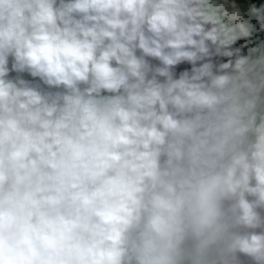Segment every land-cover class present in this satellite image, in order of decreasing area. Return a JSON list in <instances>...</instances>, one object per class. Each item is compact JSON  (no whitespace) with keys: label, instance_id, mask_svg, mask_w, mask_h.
Instances as JSON below:
<instances>
[{"label":"clouds","instance_id":"1","mask_svg":"<svg viewBox=\"0 0 264 264\" xmlns=\"http://www.w3.org/2000/svg\"><path fill=\"white\" fill-rule=\"evenodd\" d=\"M0 264H264V0H0Z\"/></svg>","mask_w":264,"mask_h":264}]
</instances>
